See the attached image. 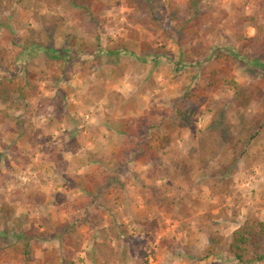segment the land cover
I'll return each mask as SVG.
<instances>
[{"label": "rangeland", "instance_id": "rangeland-1", "mask_svg": "<svg viewBox=\"0 0 264 264\" xmlns=\"http://www.w3.org/2000/svg\"><path fill=\"white\" fill-rule=\"evenodd\" d=\"M186 4L0 0L10 29L0 28V81L28 85L12 106L0 86V112L11 108L0 122V215L10 208L17 220L0 240V264H238L231 232L246 217L264 221V69L247 40L248 18L264 24V0H200L197 24L177 32L169 12L183 15ZM50 22L49 43L40 30ZM119 39L133 54H109ZM141 43L161 52L141 55ZM177 107L191 109L189 126L170 124ZM125 121L146 136L152 161L132 157L114 130ZM86 188L96 189L91 203ZM15 224H73L75 233L68 245L34 242L26 262L7 248L21 243ZM214 231L223 237L215 248Z\"/></svg>", "mask_w": 264, "mask_h": 264}, {"label": "trees", "instance_id": "trees-1", "mask_svg": "<svg viewBox=\"0 0 264 264\" xmlns=\"http://www.w3.org/2000/svg\"><path fill=\"white\" fill-rule=\"evenodd\" d=\"M130 0H128V3ZM200 3V0H187V4L185 7V13L181 15L180 10L178 7H171L169 16L171 21L174 22V28H176L177 32L180 30H184L185 27L189 24L190 26H195L198 22L197 20V14H198V5ZM76 7L82 8L85 11V6H81L79 2L75 3ZM86 12V11H85ZM85 24L90 28L96 27L98 24L97 19L92 17L91 15L85 16ZM249 23L251 27H253L255 34L253 37L247 39L249 42V48L252 50L254 56V61L256 66H259L264 69V59L263 61L256 60V56H263L264 58V24L256 22L253 18H248ZM7 19H2L0 21V28L3 30L4 35H9L10 29ZM54 25L51 24H43L41 26L40 34L43 35L46 39V41L52 42L54 38ZM76 38H72L71 42L68 40L64 41L65 46H71L73 43H75ZM50 47V45L48 44ZM131 43L129 41H125L123 39H119L118 41L114 42L109 49L110 55H117L121 52L133 54V52L130 49ZM48 47V50L50 48ZM142 51L141 55L144 53H153V54H159L161 52L158 49H152L147 43H141L140 45ZM96 48V47H95ZM95 48L90 50V54L94 56ZM146 53V54H147ZM232 55H226L225 53H218L215 58L219 61L220 58H225L224 61L227 62V60H230ZM234 57V56H233ZM63 62L66 64V70H69L70 67L73 66L74 62H72V56L65 59ZM0 86L3 88H6L11 91L12 97L10 98V105H14L16 102H20L21 99L24 97V90L26 86L28 85H17L16 82L13 79H4L0 81ZM188 98V95H186V98ZM242 103H238V105H241ZM11 108L8 107L6 111L0 112V122L3 125H7V121L11 119V113H9V110ZM16 109H19L17 107ZM192 113L191 109H181V108H175L173 116L170 120V124L172 126L177 127H186L190 124V114ZM219 113H216V118L219 116L220 113H223V110L220 109L218 111ZM25 121H21L20 123H17V126L20 128ZM217 123V121H213L212 124ZM263 126L257 128L254 133L251 135V137H255L259 134V130L262 129ZM116 133L120 136H124L130 139L129 144H132V148L134 149L132 153V157L136 160H139L140 162H150L155 157L153 154L150 156L148 155V150L150 151L151 147L146 143V136H143L139 129L136 127L134 128L128 121L122 122L119 126L115 127L114 129ZM147 145L146 152L143 150V146ZM221 171H218L217 173L220 174V178L224 177L226 173L229 172L227 167H222ZM82 179V178H81ZM83 183V180H81ZM224 185L221 186V192L226 191L228 188V184L226 182H223ZM84 189V188H83ZM87 189V188H86ZM94 189H87L85 190L86 194L89 196V203L93 202V198L95 194L93 193ZM212 192H215L213 190ZM92 197V198H91ZM0 222L3 223L5 230L0 231V240L4 237L6 238L7 228H9L10 222H17L16 219H13L11 209L6 208L2 209L1 215H0ZM73 222L77 223L79 222L78 219L74 218ZM15 228L17 229L18 235H16L15 240L19 241L21 240V243L16 242H9L7 245L8 250L13 253L14 257H20L23 258L24 261L30 262L33 259V252L34 242L39 241L42 244L51 242L53 240H58L63 245H68L69 240H71V236L73 233H75V226L73 224L64 226V225H57L55 228L52 229L49 225L47 227L40 230H29L24 229L21 227V224H15ZM11 233H13L11 231ZM210 237L214 240L215 244H213V248H215L217 243H220L223 240V237L220 236L217 231H214L210 235ZM69 246L74 248V245ZM213 248L211 247L208 250L209 254H212ZM227 252L231 256L233 260H235L238 264H254V263H260L264 260V221L254 218V217H246L245 220L237 227L235 228L229 237V242L227 245ZM1 256V255H0ZM1 258V257H0ZM61 264H72L71 262H65L63 261Z\"/></svg>", "mask_w": 264, "mask_h": 264}]
</instances>
